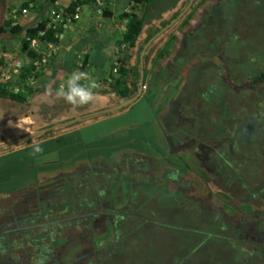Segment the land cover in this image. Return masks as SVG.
Segmentation results:
<instances>
[{
  "label": "flooded vegetation",
  "instance_id": "obj_1",
  "mask_svg": "<svg viewBox=\"0 0 264 264\" xmlns=\"http://www.w3.org/2000/svg\"><path fill=\"white\" fill-rule=\"evenodd\" d=\"M210 8L180 29L199 78L169 71L124 106L136 117L113 164L97 159L7 203L0 264H29L13 259L18 237L31 264H215L218 242L220 264H264V40L252 34L264 12L223 26ZM203 23L211 34L195 37Z\"/></svg>",
  "mask_w": 264,
  "mask_h": 264
},
{
  "label": "crops",
  "instance_id": "obj_2",
  "mask_svg": "<svg viewBox=\"0 0 264 264\" xmlns=\"http://www.w3.org/2000/svg\"><path fill=\"white\" fill-rule=\"evenodd\" d=\"M52 1L0 0V66L26 61L27 51L22 50L23 33H11L9 29H47ZM58 1L62 9L70 10V0ZM108 1L107 4L102 0L104 13L98 12L95 5L83 4L79 18L63 29L48 66L42 68L33 82L27 77L22 84H10L12 91L17 87L18 92L24 94L22 103L0 95V215L7 203L18 204L29 192L55 179L59 173H71L97 159L113 164V154L125 147L122 143L129 137L123 134L129 131L131 119L135 118L130 116L128 107L139 97L126 108L108 111V114L105 110L126 100L110 88L109 81L114 51L126 29V19L122 16L131 5L128 0ZM201 1L194 0L192 6L197 7ZM218 1L206 0L203 6ZM188 2L179 0L161 19L147 22L134 47L123 51V65L130 79L137 81L138 90L141 67L147 88L150 83L166 85L167 79L173 77L169 75L168 63L184 39L180 29L187 23L188 15L183 13L175 22L173 20L185 10ZM133 11L141 14L139 9ZM3 52H8L11 58L3 57ZM79 54H82L81 67ZM74 72L85 74L80 84L95 81L98 85L92 90L93 100L88 104L73 105L58 95L61 89L68 90L67 82ZM27 87L31 88L30 94ZM28 135L31 137L20 140ZM37 144L42 148L39 153L33 150ZM141 148L147 151L144 141ZM26 242L18 237L9 243L16 262L27 252L32 253ZM36 244L39 241L33 238L30 246Z\"/></svg>",
  "mask_w": 264,
  "mask_h": 264
},
{
  "label": "trees",
  "instance_id": "obj_3",
  "mask_svg": "<svg viewBox=\"0 0 264 264\" xmlns=\"http://www.w3.org/2000/svg\"><path fill=\"white\" fill-rule=\"evenodd\" d=\"M130 1L132 2L131 12H126L122 16V18L126 19V29L123 33L122 42H125L128 48H133L136 40L138 39V37L141 36L143 28L147 22L146 16L148 14L150 5L153 2V0H128V2ZM205 1L206 0H202L201 3H199L197 7L192 8L193 7L192 4L194 3V0H193L190 6L192 10H191V13L187 16L188 17L187 22L192 20L196 16L198 9H200L203 6V3ZM220 1L221 0L211 5L210 9H207L211 13V15L207 18V20L212 21V16L216 15L217 12H219L218 13L219 16L220 14L224 16L225 12L223 10H219L221 9ZM105 2L108 4L109 1L105 0ZM76 3L87 4V5L93 6L95 3V0H70V3L68 4L69 9L72 10V8L74 7ZM237 6L238 7L242 6L243 11L246 10L245 8H249L251 9L250 10L251 13H254V11L261 9L262 6H264V0H242L240 3L236 4V7ZM136 9L141 10L140 15H138L136 12L133 11ZM105 11L106 10L103 5L102 12L104 13ZM177 15H178V12L175 13L172 19H174ZM223 16H221L220 19H222ZM239 20L243 21L242 15H240ZM170 21H168L167 23H169ZM42 30L44 31V34L41 36L42 41L44 42L53 41L54 43L58 44L59 40L54 37V34L56 33L55 29L47 28V29L38 30V29H33V28L24 29L22 27H10L9 31L11 33H19V32L23 33L22 50L27 51V59H28L23 64H21L20 73L16 76L15 80L13 79V82H11L13 85L24 83L26 78L29 77L30 75H34L35 77L38 76L39 73L33 74L32 60L36 57V54L35 52L28 49L27 37L35 36L39 31H42ZM145 57L146 56L144 55L143 58ZM10 84L5 85V84L0 83V95L4 97H8L12 101L22 103L25 100L24 94H21L20 92L14 93L11 89L12 86ZM109 84H110V88L124 99H128L132 97L138 91V88L136 87L137 81L130 79V77L127 74V70L125 69L123 65V61L120 67V76L114 77L111 75ZM26 91L28 94H30L31 88L27 87Z\"/></svg>",
  "mask_w": 264,
  "mask_h": 264
},
{
  "label": "built area",
  "instance_id": "obj_4",
  "mask_svg": "<svg viewBox=\"0 0 264 264\" xmlns=\"http://www.w3.org/2000/svg\"><path fill=\"white\" fill-rule=\"evenodd\" d=\"M53 9L50 12L48 20V28L56 30L54 37L60 39L63 34V29L68 27L73 21L79 18V15L82 11L81 3H76L72 10L68 12L60 7L58 0H53ZM31 6V4H28ZM94 5L98 12H102V0H95ZM130 7L126 9V12H131L132 2L130 1ZM44 34V31H39L35 36L27 37L28 49L35 52L36 57L32 60L33 74L39 73L42 68L48 66L50 59L55 55L58 44L53 41H42L41 36ZM127 44L121 42L114 51V59L111 65V75L114 77L120 76V67L123 61V51L126 50ZM3 57L11 58V55L8 52L2 53ZM28 59L26 58V61ZM78 65L81 67L82 54L78 56ZM21 62L16 61L14 63H5L0 66V83L9 85L13 79L20 73ZM36 77L34 75L29 76V81L33 82ZM146 84L143 83V89L146 88ZM18 88L14 87L13 92H18Z\"/></svg>",
  "mask_w": 264,
  "mask_h": 264
},
{
  "label": "rangeland",
  "instance_id": "obj_5",
  "mask_svg": "<svg viewBox=\"0 0 264 264\" xmlns=\"http://www.w3.org/2000/svg\"><path fill=\"white\" fill-rule=\"evenodd\" d=\"M179 0H153V2L150 5L148 14L146 16L147 22L150 20H159L161 19L166 13L171 11L173 7L178 3ZM242 0H221L220 1V8L219 10H223L225 12V15L223 16V26L227 25L228 23H231L235 20H239L240 15L243 16V22H252L254 20L252 15L246 16L244 14L245 11L251 10L249 8H245L246 10L243 11V7H236V4L240 3ZM187 3H185V6ZM227 11V13H226ZM229 11V12H228ZM251 12V11H250ZM261 12H264V6L261 8ZM253 14V13H252ZM221 20V21H222ZM146 22V23H147ZM209 24L206 25V23H203L200 28H197L195 32V37H205L211 34L208 27ZM253 37L257 40H264V33L260 30H256L252 33ZM214 36V35H213ZM250 40V39H249ZM189 44H192V39L188 41ZM191 47V46H190ZM184 50V51H183ZM170 72L174 73V75L177 77L178 81L179 79H185L188 82L194 83L199 76L197 75V59L194 57V54L192 50H185L181 49L175 53L171 57V66L169 69ZM156 85L155 83L149 84V91L155 90ZM148 91V92H149ZM136 117L135 114H130V116ZM218 242V241H217ZM219 244V242H218ZM218 244L216 248H214L213 256L215 264L225 263L227 262L224 257L226 256L225 252H222L221 248L218 247ZM216 249V250H215ZM225 250V249H224ZM220 262V263H219Z\"/></svg>",
  "mask_w": 264,
  "mask_h": 264
},
{
  "label": "clouds",
  "instance_id": "obj_6",
  "mask_svg": "<svg viewBox=\"0 0 264 264\" xmlns=\"http://www.w3.org/2000/svg\"><path fill=\"white\" fill-rule=\"evenodd\" d=\"M86 78L84 73H73L68 80V90L61 89L58 95L62 96L68 103L73 105H85L93 100V89L98 87L95 81H90L87 85L80 84V80ZM35 153L42 151L39 144L33 146Z\"/></svg>",
  "mask_w": 264,
  "mask_h": 264
},
{
  "label": "water",
  "instance_id": "obj_7",
  "mask_svg": "<svg viewBox=\"0 0 264 264\" xmlns=\"http://www.w3.org/2000/svg\"><path fill=\"white\" fill-rule=\"evenodd\" d=\"M192 2H193V0H189V2H188V4H187V6H186V8H185V10H183L174 20H173V22H175L190 6H191V4H192ZM143 53H144V51L142 52V55H143ZM141 64H142V60H141ZM142 76H143V70H142V67H141V79H140V83H139V90H138V92L135 94V95H133L132 97H130V98H128V99H126L125 101H123L121 104H119V105H117V106H114V107H112V108H108V109H106L105 110V112H108V111H112V110H115V109H119V108H122V107H124V106H126V105H128L129 103H131L132 101H134V100H136L138 97H139V95L141 94V92H142V90H143V78H142ZM31 137V135H28V136H25V137H22V138H20V140H26V139H28V138H30ZM15 142H17V140L15 141ZM32 253H30V252H27V254L25 255V260H27V258H29L28 259V263L29 264H31V261H33L34 259L32 258V255H31Z\"/></svg>",
  "mask_w": 264,
  "mask_h": 264
}]
</instances>
